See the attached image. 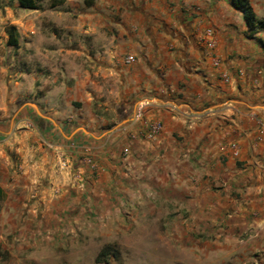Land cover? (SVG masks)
<instances>
[{"label":"crops","instance_id":"crops-1","mask_svg":"<svg viewBox=\"0 0 264 264\" xmlns=\"http://www.w3.org/2000/svg\"><path fill=\"white\" fill-rule=\"evenodd\" d=\"M34 2L0 0V264L133 228L167 264H264V28L232 0Z\"/></svg>","mask_w":264,"mask_h":264},{"label":"rangeland","instance_id":"rangeland-1","mask_svg":"<svg viewBox=\"0 0 264 264\" xmlns=\"http://www.w3.org/2000/svg\"><path fill=\"white\" fill-rule=\"evenodd\" d=\"M120 215H123V218H126L125 216L128 215L127 213H120ZM138 215L134 213V220L133 222L137 224ZM125 221V220H124ZM160 229L159 228H148V229H132L131 237L135 236L137 239L134 240L133 245H123V250L120 249V245L117 243H107L112 245V250L115 251V254H109L104 260H101L100 262L95 261V257H90V252L85 251L84 248L82 249L83 257L81 258L82 263L81 264H167V261L163 256H157L155 254L156 251H154L153 246L151 243H147L144 238H147L146 235H155L158 234ZM147 232V233H146ZM120 237L126 236L127 234L124 233H118ZM145 235V236H144ZM106 244H102L104 246ZM93 246L94 245H90ZM129 249V250H127ZM100 250V249H99ZM164 258V259H163ZM41 263L47 264V263H53V264H66L62 259L57 260H44L40 259ZM74 260V259H73ZM68 260L70 264H74V261ZM12 260L6 258V264H10ZM40 263V264H41ZM69 264V263H67Z\"/></svg>","mask_w":264,"mask_h":264},{"label":"trees","instance_id":"trees-1","mask_svg":"<svg viewBox=\"0 0 264 264\" xmlns=\"http://www.w3.org/2000/svg\"><path fill=\"white\" fill-rule=\"evenodd\" d=\"M20 7L34 9L36 8V4L34 0H17ZM233 4L236 8L244 12V18L247 22V25L250 29L257 27V28H264V20L256 19L251 7L249 6L247 0H232ZM51 6L56 4V0H51ZM8 42L11 44V38L9 36ZM115 254V251L112 250V245L106 244L100 248L98 251L95 261L100 262L104 260L109 254Z\"/></svg>","mask_w":264,"mask_h":264},{"label":"built area","instance_id":"built-area-1","mask_svg":"<svg viewBox=\"0 0 264 264\" xmlns=\"http://www.w3.org/2000/svg\"><path fill=\"white\" fill-rule=\"evenodd\" d=\"M211 32L209 31V30H207V34H210ZM133 60V57L132 56H130V55H126L125 57H124V61L125 62H130V61H132ZM150 132H152V133H154V132H156L157 130H159V129H161V125L159 124V123H155V124H152L151 126H150ZM85 163H87V164H89L91 167H93V163H92V161H91V158L89 157V156H86L85 157Z\"/></svg>","mask_w":264,"mask_h":264}]
</instances>
